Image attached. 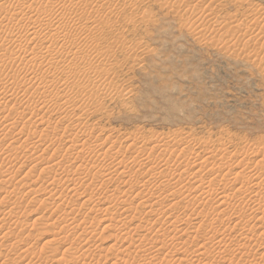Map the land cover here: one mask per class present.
Masks as SVG:
<instances>
[{"label": "rangeland", "instance_id": "rangeland-1", "mask_svg": "<svg viewBox=\"0 0 264 264\" xmlns=\"http://www.w3.org/2000/svg\"><path fill=\"white\" fill-rule=\"evenodd\" d=\"M65 1L66 3H68L70 0ZM88 1V3H91L90 0ZM103 5L105 6L99 9L95 8L94 10L90 11H87L86 9V12L85 9L81 10L82 8H78L79 11H75L77 16H72L75 17V19L80 18V21L81 17H83L84 19V23L81 21V24H84L83 26L86 28L87 38L89 37V39H85L82 42H86L87 44L84 43L86 44V46L89 44L88 47H95L96 50H98L99 48L98 53L102 51L101 53H99L101 58L98 56V58L96 59V54L88 58V62H91L92 64L95 63L94 66H99V69L97 68L94 71V73L98 71L97 75L99 77H96V74L90 72V74L86 77L87 80L89 78V80L87 81L86 79H82L81 75L83 74V72L81 70H78L81 72L75 71L73 73V76L70 74H68V76L67 73H60L61 70L59 72L53 71V73L51 70V72H42V75L39 74L40 77L38 76L39 80L37 79L36 84H34L35 82H31L30 85L32 87H36L38 86V84L44 85L45 83H48V85H50L51 83L52 88L53 86L56 87L53 93L55 97L47 94L46 97L45 95L42 97L38 95L41 99H39L37 96H35V98L37 97L36 99H29L30 102L28 106L31 107L32 105L31 108H34L36 106L42 108V102L45 101V109L38 112L39 114L36 113L39 116L37 118L39 121H36L34 123L32 121L31 124H28L29 122H27V119L30 118L28 114L25 116L27 119L25 117L19 118L16 116L15 119L19 122L17 121L18 124L15 126V128H12L9 126L3 127L4 122H2V120L0 119L2 122L0 123V223H2L0 224V264H80V262L82 264H88L89 262V264H127V262L123 259V257H125L123 255H126L127 251L128 253L130 252L131 255L133 254V252H136L137 250H135V248L138 246L137 240H139L138 235L143 234L146 229L151 228L152 229L150 231L152 232H150V239L153 237L154 240L157 239L159 241L155 242V244H158H156V249L153 248V252L155 251L153 253V256L149 254L151 252H149L147 255V253L144 254L140 251H137L135 254H133L136 257L137 262H133V259L129 261L131 262L129 264H143V260H140L143 259V257H152L151 259L149 258L151 260L150 264H176L177 262L175 260L178 258L182 260V264H196L198 263L196 259L199 260V264H264V229H262L264 228V190H262L264 189V164H262L264 163V51L259 52L261 50L260 47L262 45L264 46V39L257 45L248 43L245 36L248 30L254 26L253 24H255V26L251 29L252 31H249H255V33L264 35V29H262L264 28V0H105L103 2ZM16 6V11L14 14H12V16H0V26L4 25L1 26L3 28H1L2 31L6 28L11 29L10 27H13L14 25L23 24L24 18L28 17V14H31V10L27 9L26 6L25 8L24 6L19 7L18 4ZM18 7L19 9L17 10ZM17 12L19 13L17 14ZM204 16H206V18ZM2 17L3 19L5 17V19L3 20ZM9 17H11L10 19L12 20H9ZM14 18H16V20ZM107 19L109 20L107 21ZM97 21L99 23H96ZM254 21H256L257 24L254 23ZM259 23L262 25H260ZM223 27L228 28L224 29ZM236 27L238 28L235 29ZM220 30H222L223 32ZM89 31L91 32L89 33ZM199 34H201L200 37L202 39L199 37ZM19 36L21 40L24 39L23 41H25L26 39H30V35L27 32H22ZM84 38L85 37H83V39ZM244 38L247 43L244 42ZM233 39H235V42H233ZM240 39H243L242 42L240 41L241 46L237 44L239 41H236ZM98 42L100 43V45L97 44ZM225 42H227L228 45ZM233 43L236 44L235 47V44L233 45ZM259 44L261 45L259 46ZM31 47L32 45H28L26 47L27 49H29V51L26 49L27 54H24V56L26 55V62H31L34 59V62L31 63L32 65L35 63H39L41 61L40 51L44 53L42 56H48L42 49H38V51L36 49V52H33L35 54L34 57L33 53L31 54ZM10 50L11 51H7L6 53L1 52L3 54H0V56H5L7 60L11 57L14 58V56H20L21 52H19L20 50L18 51L17 48L11 47ZM57 50L58 49L56 47V51ZM256 51H258L259 55L257 54V57H251L250 54L253 53L254 55ZM53 52L55 51L53 50ZM11 54L15 55L12 56ZM21 55V57L23 58V53H21ZM76 55L77 58L80 56L78 59H84L83 57H86L84 56L85 52L83 53L79 51ZM5 58L3 57V60ZM87 63L83 64L84 67L81 65L80 68H85L84 70L88 69L89 64ZM60 66L58 67L60 68ZM108 72L110 74H108ZM21 76H24L23 73H21ZM20 80H14L16 82H14V86L18 85V82H20ZM54 80L56 81V83H53L55 82ZM84 80H86L87 82ZM98 80L103 82L99 83L97 82ZM66 81H68V83H64ZM62 82L64 83V85H62ZM92 82H94V84ZM65 85H67L68 87H64ZM110 85L112 86L110 87ZM79 90L82 92H80ZM57 93L59 94L60 98L56 97ZM90 98H93L92 101ZM38 101H41L40 104ZM10 105L12 106L13 103H11ZM17 107V112L19 114H22L25 108L22 107L21 110L19 104ZM66 109H70V113H72V109L75 110L76 118H73L71 114L70 118L69 116L64 118L65 115L63 114V111ZM48 111L50 113H48ZM61 113L63 117H61L62 115L60 116ZM41 115L44 117V121L40 120V117H42ZM4 117H7V114L3 109H0V118L3 119ZM74 121L75 123H73ZM71 125H74L73 128ZM67 130H69L71 133ZM66 131L71 135H67ZM18 132H20L19 135H21V132H24V135L31 134L33 138L37 137L36 139H38V137H40L41 135H44L45 139H42L46 141L41 144L42 147L40 148V151L33 148H29V150L28 148L26 149L25 147L21 146V142L23 144L24 139L23 141L21 140L20 143H16L11 146V144L9 143H11L14 138L20 137L17 134ZM6 136L7 139L10 138V140H5ZM70 136H72L75 141L78 140L79 145L80 140H90V143L92 142V147L89 146L87 148L88 150L85 149L84 151L79 150V152H76L79 155H75V153H72L71 156H68L69 154L66 155L64 147L66 145L65 141H68ZM76 137L78 139H76ZM183 140H190L187 149L189 151L191 149V153L193 155L188 150V153H190L188 154L189 156L186 155L187 152L185 155L191 160L189 158H186L185 156H182V160L180 162V160L177 161L175 157L176 154L174 153H169L170 156H172L171 158L169 157V154H166V156H168L166 157L164 154L157 151V154H152L154 158L152 157V155H150L149 159L151 160L153 158V161L149 160L147 162V167L155 166L157 161H164L165 159L166 163L170 162L169 165L174 163L171 166L174 167L176 165L178 173L182 174L180 178L178 177L176 179L177 182L175 181V183H179L178 185H180L181 183L180 187H182L181 189L184 192L179 189V186H175L174 181H168L167 179L162 178L161 181L158 177L155 178L156 182L155 180L153 181L157 187L152 183L143 185L142 179L145 178H143L142 176H139L138 179L135 178V181L132 180V186L134 187H129L128 185H130V182H126L127 179L129 181V178L127 176L125 178L121 171L117 172L118 174H116V172H113V170H109V172H113H111L112 174L115 173L113 182L111 181L112 183H108L107 179L105 180V178L103 177L104 175H102L103 167H106L108 169L109 166H113V163H115V161L119 162V160L121 161L122 158H124L123 160H125V163L130 164L131 159L133 160L132 157L135 155V151H133L134 149L130 147V144H132L133 142H136L135 145H138L137 147L143 145H147V147H156L157 145L159 147L161 146L160 144H169L170 147H174L176 144L180 145V143V146L182 147ZM111 142L116 144V148L118 147L117 149L115 148V150H113L112 152L113 154L116 152V154H114L115 156L111 155V152L108 151V145ZM55 150L58 152L57 156H61V160L63 159L65 164L67 163L64 166V162L61 161L60 158H58L59 161L58 159L54 160V163L55 161L62 163L60 164L61 168H59L58 166L59 163L57 165H55L56 163L53 164L52 159H55L53 157V152H55ZM159 150L161 151V149ZM80 151L83 152V155ZM211 151L214 153H211ZM97 152L102 155L101 157H98L99 159L95 158V155H99ZM2 153L4 156L2 155ZM63 153L64 155H62ZM218 153L219 155L217 156ZM31 154L34 155V157H31ZM37 155H40L41 158H38L39 156ZM73 155L74 158H72ZM190 155H192V158ZM207 155H212L210 165L207 167L208 171L209 168H211V170L210 172H207L206 169H203L207 173L203 172V170H199L198 173L202 174L199 175L196 173L199 166L193 164H202L203 159ZM241 155L244 158L240 157ZM215 156L217 158H215ZM200 157L201 159H199ZM15 158L18 159V161H15ZM67 158L68 160H70V162L66 160ZM160 158L164 160H160ZM222 158L224 159V161ZM7 159L11 160L9 161L10 164L8 163ZM74 159V163L76 164L77 162V167L80 166L82 168L84 166L86 167V162L88 163L89 161V163L91 162V164L94 162L96 166L93 163V173L100 172L101 174L98 180L96 178H93L90 182L87 183L88 179L86 180L85 177L87 173L82 174V178V176L79 174L82 173V171L74 172L76 168L70 165L73 163ZM91 159L95 160L91 161ZM3 160L7 161L9 167L7 166V163V165L4 164L5 162ZM155 160L157 161L155 162ZM185 160L186 162H184ZM187 160H190L191 162H188ZM214 161L216 164L215 166H213ZM218 161H220L221 164ZM260 161L262 162L260 163ZM183 162L184 164H181ZM89 163L87 165H89ZM226 163L228 166H224V168L223 165H226ZM185 164L189 166L190 164H192V170L191 168L190 170L188 169L189 166L188 168H185ZM234 164L235 166H233ZM238 164L240 168H238ZM261 164L263 167H260ZM48 165H51L53 167L49 168ZM68 165H70L72 168H67ZM62 166L65 168H63ZM230 166L234 168L233 173L235 172L232 175L229 174L228 171ZM99 167H102V170H100ZM44 168V171H47L41 172ZM48 168L52 170H49ZM65 169H67L68 171ZM187 169L189 170L188 172ZM214 171L217 174H214ZM186 172L187 175L190 174L188 177L185 176ZM236 173H243L242 178L236 180ZM26 174L28 176L30 174L29 178ZM58 175L60 178H58ZM203 175H206V179L202 177ZM223 175H225V177ZM194 176L197 179H204L202 181H205V183L206 181H208L206 184H209L211 191L208 193L209 195L207 196V199L204 196H200V198L202 197V200L199 199L198 203L197 199L199 198L198 196L200 195V193L195 191L196 185L194 184L196 183L195 179L193 178ZM256 176L260 180H256ZM69 177L70 179H68ZM219 177H221V183L218 180ZM71 178L75 180H72ZM79 178H82V180H86V182H83V185H88H84L81 187L82 182H78ZM226 178L229 179L227 180ZM67 179L71 182H78L75 183L77 184L75 185V190H77L80 195L83 194L82 196L79 195L78 197H76L73 192L68 191L69 188H67V191L70 193L65 190ZM53 180H55L56 182H54ZM163 180L166 182H164ZM251 181L252 183H255L252 184ZM51 182H54L51 184L53 188L52 186H49ZM60 182H64L65 185ZM227 182L229 183V185H227ZM17 183H19L20 185ZM125 183H127L128 185H126ZM157 183L160 184L158 185ZM167 183L168 186L165 185ZM216 184L217 186L219 184V187H216ZM251 184H257V186H252ZM260 184H263V186ZM259 185L260 187H258ZM193 186L194 189L192 188ZM225 187L226 189H224ZM48 188L51 189V191ZM159 188L161 189V191H159ZM174 188L175 190L172 192ZM187 188H190V191ZM47 189L49 190V192ZM191 189H193V191ZM53 190H58V192H55ZM158 191L161 193H159ZM212 191L213 193L214 191H217V194L223 192L222 194L224 196L226 195L230 197L229 204H232L228 207V209L218 210L217 202H215L216 198L214 197L216 193L213 194ZM53 192L58 193L56 194L58 197L63 196L64 198L62 200H60L61 198H57L56 200V198L54 197L50 199V196L57 197ZM186 192L189 195L183 194ZM256 192L258 193V195L256 194ZM155 193L157 194V196H160L158 197L162 202L157 199L154 204H151V209L146 211L143 208L142 210V207H140V203L141 201H143L144 197L146 199V197L155 195ZM162 193H166V195ZM180 193L185 196H181ZM66 194L68 195L67 197L64 196ZM171 194H175L178 197L176 196L173 198ZM191 194L194 196H192ZM4 195L7 197L9 195V197H6V199H4ZM107 195L110 196L107 197ZM164 195L166 198L164 197ZM87 197L89 199H92V201L88 200V203ZM101 197L105 198V200H103ZM191 197L194 200L190 199ZM210 198L213 201L208 203L209 201H211L209 200ZM111 200H113V202ZM121 200L126 201L125 204L127 203V206L123 204L124 202L122 201V203ZM188 200H191V202ZM100 201L102 203L103 201H107L108 204L105 203V206L107 207H104L103 204H97ZM201 201L205 205L202 204ZM45 202H47L48 204H46ZM172 202H176V204L174 203V207H172ZM128 204H133L134 207L136 205L139 206L135 207L136 209L132 207L131 210L128 208ZM187 205L192 208L191 211L190 208L187 209ZM58 206H61L62 212L58 209V211L56 210ZM210 206H213L212 208L216 211L218 210V212H210L209 210H213ZM112 207L116 210L118 209V212L119 210L124 211L126 208H128L129 211L131 210L135 212L128 211L127 214L124 213L123 215H113L112 213L109 215L99 214V220H96L91 224L88 223V228L82 229L79 227L78 230L70 231V233L68 232V234H70L69 238L73 239V241L76 238L80 240H88L89 238H91V245L95 244L98 248L95 247V250H93V254H91V256L85 255L84 257L83 255H80V258H76L77 260L75 259L74 261H71L73 260L72 257L67 254L63 256L62 260H58L62 258L63 251L66 250V248L70 247V244L68 243L63 244L61 241H57L58 238L65 236L61 232V228L64 227V225H66L67 223H69L68 225L72 224L73 220L75 221L73 223L74 225L72 224L73 226H76L77 223L79 225L80 222L83 221L82 219L85 218L84 215L87 216V213H93L94 210L98 211L101 208V210L109 208L113 209ZM261 207L263 209V213H260L259 211L258 213L253 212V210L261 209ZM4 210L5 213L7 212L8 215L10 214L9 216L7 215L8 217H4L6 216ZM65 210L66 212L68 211L67 215H65L66 213H64ZM138 211H141V214L137 213ZM142 211H144V213ZM209 212L211 215L209 214L208 217L206 214H208ZM62 213L64 214V217L62 216ZM250 214L261 215L258 216L259 219L254 220L253 222V216H251ZM126 215H128V220H126ZM194 215H196V217ZM2 216L3 219H6L3 220ZM66 216L69 218H67ZM82 216H84V218H82ZM160 216H162V219ZM261 216L263 217L262 223L260 221ZM129 219L132 220V224L128 222ZM187 219L190 220L188 221ZM214 219H216L215 223L212 221ZM248 219L250 221H248ZM174 220L177 223L173 225ZM245 220L247 222H245ZM211 221L212 223H214L212 228ZM123 222L127 225H131L130 228L132 229L138 228L136 229L137 232H134L137 234H134V236H132V238L129 240L125 239V237H122V235L118 231L121 225L124 228ZM245 223L247 224L245 225ZM216 224L219 226H217ZM252 224L255 226L254 228ZM108 225H111V227H107ZM115 226L117 227V229L115 228ZM142 227L147 228L143 229ZM251 228L253 229L251 230ZM160 229L163 230L161 231ZM179 229L181 230L179 231ZM249 229L251 231H248ZM219 230H221V232H218ZM153 232L158 234L155 235V233ZM57 233L59 234L57 235ZM217 233L219 234V236ZM224 233L228 234L227 236L231 234V236L228 237L229 240L228 238H225L227 236L224 235ZM16 235L18 238L16 237ZM173 236H176L178 238H174ZM222 236H224V239ZM218 237L222 239L221 240L219 238L221 242L218 240ZM119 238H121L122 240H120ZM176 239L178 241H176ZM197 239H199V241ZM215 241H219L220 244H214ZM129 243H134V245L130 247ZM182 247H185L186 249ZM26 249H29L30 251L27 252V255H25V251H27ZM117 250L118 252L120 251L119 254L117 253ZM122 251H124V254L121 255ZM220 251H223L225 255L223 252H221L223 254H220ZM32 253L34 254L32 255ZM184 254L186 256H184ZM217 254L222 255V258H228L221 262V260L218 259ZM77 256L79 255L74 256V258ZM40 257H42V260ZM172 257H174L175 260H173ZM137 258L140 259L137 260ZM182 258H184V260ZM185 260L187 261L185 262ZM173 261L176 263H174ZM214 261L217 262L215 263ZM147 262L149 261H146V263Z\"/></svg>", "mask_w": 264, "mask_h": 264}, {"label": "bare ground", "instance_id": "bare-ground-1", "mask_svg": "<svg viewBox=\"0 0 264 264\" xmlns=\"http://www.w3.org/2000/svg\"><path fill=\"white\" fill-rule=\"evenodd\" d=\"M4 0H0V3L1 2H3ZM69 1V0H68ZM67 1V2H68ZM91 1V3H88L89 1L87 0H70L68 3H66V1L65 0H6V1H4L3 3H1L0 4V16L1 15H5V16H8V15H11L12 16V14H14L15 13V11H16V8L15 7H17L16 5L18 4L19 5V7L20 6H24V8H25V6H26V8L27 9H30L31 10V14H28L29 16L28 17H26V18H24V20H23V24H21V25H14L13 27H10L11 29H8V28H6L5 30H1V26H4V25H1L0 26V54H3V53H1V52H4V53H6L7 51H11L10 50V48L11 47H15V48H17L18 49V51L19 52H21V53H23V58L21 57L22 55H21V53H20V56H14V55H12V56H14V58L13 57H11L10 59L8 58V60L5 58V56H3L5 59L3 60V57L2 56H0V109H3L4 110V112L7 114V117H4L3 119L2 118H0L1 120H2V122H4V126L3 127H6V126H9V127H12V128H15V126L18 124V120H16L15 118H16V116L17 117H22V118H24L27 114L30 116V118H26L27 119V122H29L28 124H31L32 123V121H33V123L34 122H36V121H39L37 118L39 117L37 114H39L38 112H40V111H43L44 109H45V107H46V105H44V103H45V101L44 102H42L43 104V107L42 108H40V107H34V108H31L32 107V105H31V107H29L28 105H29V102H30V100L29 99H31L32 98V100H33V98H35V96H37L38 98H39V96H44L45 95V97H46V95L47 94H50V95H52L53 97H55L54 96V91H55V87L56 86H53V88H52V86H51V83H50V85H48V83L46 84H38V86H34V87H32L31 85H30V83L31 82H35L34 84H36V82H37V79H38V76H39V74H41L42 75V72H49L50 70L52 71V73H53V71L55 72H59L60 70V73H63V74H65V73H67V75L68 74H70V75H72L73 76V73L75 72V71H78V70H81L82 72H83V74L81 75L82 76V79H86L87 80V76L90 74V72L91 73H93V74H96L97 75V73H98V71L96 72V73H94V71L98 68L99 69V66H94V64H92L91 62H88V58H90L91 56H93V55H95L96 57V59L98 58V56L100 57V54L99 53H101V52H99L98 53V50H99V48H98V50H96V48L95 47H88V45L86 46V42H84V43H86V44H84L82 41L83 40H87V39H89V37L87 38V33H86V28L81 24V21L83 22V17H81V21H80V18H78V19H75V17H72V16H77L76 15V10H78V8H82L81 10H83V9H85V12H86V9H87V11L89 10H94L95 8H102V7H104L106 4H107V2H106V4L105 5H103V2L105 1V0H90ZM109 3V2H108ZM205 3V2H204ZM213 4V3H212ZM19 7L17 8V10L19 9ZM22 8V7H21ZM20 8V9H21ZM209 8V7H208ZM26 9V10H27ZM196 9V8H195ZM23 10V9H22ZM29 10V11H30ZM202 10V9H201ZM79 11V10H78ZM97 11V10H96ZM189 11V10H188ZM24 12V11H23ZM84 12V13H85ZM19 12H17V14H18ZM22 13V12H21ZM27 13V12H26ZM26 13H24V14H26ZM29 13V12H28ZM95 13H97V12H95ZM258 13V12H257ZM61 14H62V16H61ZM82 14V13H81ZM201 14V13H200ZM84 15V14H83ZM112 15V14H111ZM25 16V15H24ZM23 16V17H24ZM210 16V15H209ZM101 17V16H100ZM205 18H206V16H204ZM1 18V17H0ZM11 17H9V20H12V19H10ZM17 18V17H16ZM16 18H14L15 20H16ZM19 18V17H18ZM260 18V17H259ZM2 19H3V17H2ZM4 19H5V17H4ZM3 19V20H4ZM22 19V18H21ZM100 19V18H99ZM104 19V18H103ZM188 19V18H187ZM194 19V18H193ZM198 19V18H197ZM210 19V18H209ZM95 20V19H94ZM109 19H107V21H108ZM200 20V19H199ZM208 20V19H207ZM14 21V20H13ZM132 21V20H131ZM2 22V21H1ZM9 22V21H8ZM133 22V21H132ZM199 22V21H198ZM226 22V21H225ZM84 23V22H83ZM96 23H99L98 21L96 22ZM102 23V22H101ZM201 23V22H200ZM217 23V22H216ZM224 23V22H223ZM222 23V24H223ZM227 23V22H226ZM232 23V22H231ZM254 23H256V21H254ZM1 24V23H0ZM16 24V23H15ZM109 24V23H108ZM257 24V23H256ZM260 24V23H259ZM101 25V24H100ZM136 25V24H135ZM230 25V24H229ZM235 25H236V23H235ZM247 25V24H246ZM254 26H255V24H253ZM260 25H262V24H260ZM9 26V25H8ZM10 26H11V24H10ZM218 26V25H217ZM248 26V25H247ZM253 26V27H254ZM7 27V26H6ZM200 27V26H199ZM224 27H225V25H224ZM223 27V28H224ZM239 27V26H238ZM238 27H236L235 29H237ZM252 27V28H253ZM259 27V26H258ZM263 27H264V25H263ZM110 28V27H109ZM196 28V27H195ZM222 28V29H223ZM226 28H228V27H226ZM226 28H224V29H226ZM240 28V27H239ZM250 28V27H249ZM252 28H250L249 30H251ZM255 28H257V27H255ZM3 29V28H2ZM95 29V28H94ZM197 29V28H196ZM215 29H217V28H215ZM219 29H221V28H219ZM223 29V30H224ZM234 29V28H233ZM248 29V28H247ZM262 29H264V28H262ZM90 30V29H89ZM96 30V29H95ZM209 30V29H208ZM248 30V32L246 33V39H247V42L248 43H251V44H257L258 45V43L261 41L262 42V40L264 39V35L263 34H259V33H255V31H253V32H251V31H249ZM260 30V29H259ZM259 30H258V32H259ZM87 31H88V29H87ZM93 31V30H92ZM196 31V30H195ZM200 31V30H199ZM220 31H222V30H220ZM22 32H27V33H29V35H30V39H26L25 41H23V40H21L20 39V36L19 35H21V33ZM91 31H89V33H90ZM94 32V31H93ZM92 32V33H93ZM202 32V31H201ZM223 32V31H222ZM250 32V33H249ZM257 32V31H256ZM264 32V31H263ZM262 32V33H263ZM193 33V32H192ZM261 33V32H260ZM24 34V33H23ZM208 34V33H207ZM27 35V34H26ZM93 35V34H92ZM98 35V34H97ZM200 35L201 34H199V37H200ZM224 36V35H223ZM244 36V37H245ZM25 37V36H24ZM83 37H85L84 39H83ZM100 37V36H99ZM242 37V36H241ZM107 38V37H106ZM201 38V37H200ZM227 38V37H226ZM231 38V37H230ZM239 38V37H238ZM237 38V39H238ZM97 39V38H96ZM202 39V38H201ZM200 39V40H201ZM94 40V39H93ZM235 39H233V42H235L234 41ZM244 40H245V38H244ZM37 41V42H36ZM105 41V40H104ZM221 41V40H220ZM237 42V44H239V46H241V42L243 41V39L241 40H236ZM241 41V42H240ZM91 42V41H90ZM229 42V41H228ZM244 42H246V40L244 41ZM243 42V43H244ZM246 42V43H247ZM24 43V44H23ZM114 43V42H113ZM226 44H227V42H225ZM224 43V44H225ZM97 44H99L100 45V43L98 42ZM223 44V43H222ZM235 43H233V45H234ZM28 45H32V47H31V54L33 53V52H36L35 50L37 49V51H38V49H42L43 51H45V54L46 55H48V56H42L44 53L42 52V51H40L41 52V61L39 62V63H35V64H31L32 62H34V59L31 61V62H26V60H25V56H24V54L26 53L27 54V50L29 51V49H27L26 47L28 46ZM94 45V44H93ZM96 45V44H95ZM228 45V44H227ZM231 45V44H230ZM261 44H259V46H260ZM10 46V47H9ZM58 46H59V48H58ZM236 46V44L234 45V47ZM9 47V48H8ZM30 47V46H29ZM56 47H57V51H56ZM110 48V47H109ZM120 48V47H119ZM258 48V47H257ZM261 50L259 51V52H262V51H264V46L262 45L261 47ZM7 49H9V50H7ZM27 49V50H26ZM53 50L55 51V52H53ZM86 50V51H85ZM236 50V49H235ZM13 51V50H12ZM15 51V50H14ZM74 51H76V52H74ZM85 52V55L84 56H86V57H83L84 59H78L77 58V55L76 54H78V52ZM107 51V50H106ZM114 51V50H113ZM112 51V52H113ZM258 51H256L255 53H254V55H253V53H251L250 55H251V57H257L258 55H259V53H258ZM253 52V51H252ZM11 53V52H10ZM29 53V52H28ZM105 53V52H104ZM249 53V52H248ZM9 54V53H8ZM30 54V53H29ZM37 54H38V52H37ZM103 54V53H102ZM106 54V53H105ZM258 54V55H257ZM19 55V54H18ZM35 54L33 53V56H34ZM81 55V54H80ZM8 56V55H7ZM38 56H40V55H38ZM106 56V55H105ZM104 56V57H105ZM248 56V55H247ZM1 57H2V59H1ZM21 57V58H20ZM32 57V56H31ZM35 57V56H34ZM262 57V56H261ZM82 58V57H81ZM101 58V57H100ZM99 58V59H100ZM103 58V57H102ZM106 58V57H105ZM247 58V57H246ZM27 59V58H26ZM37 59V58H36ZM107 60V59H106ZM109 60V59H108ZM105 61V60H104ZM88 62V63H87ZM85 63H87V64H89V68L88 69H86V70H84L85 68H80V66L82 65L83 66V64H85ZM101 64V63H100ZM105 64V63H104ZM109 64V63H108ZM61 65V66H60ZM107 65V64H106ZM58 66H60V68L58 67ZM111 66V65H110ZM84 67V66H83ZM114 68V67H113ZM105 69V68H104ZM112 70V69H111ZM50 71V72H51ZM81 71H78V72H81ZM8 72V73H7ZM77 72V73H78ZM111 72V71H110ZM21 73H23V77L21 76ZM113 73V72H112ZM51 74V73H50ZM79 74V73H78ZM108 74H110L109 72H108ZM107 74V75H108ZM45 75H46V73H45ZM44 75V76H45ZM53 75V74H52ZM50 76V75H49ZM54 76V75H53ZM58 76V75H57ZM69 76V75H68ZM67 76V77H68ZM110 76V75H109ZM40 77V76H39ZM48 77V76H47ZM61 77V76H60ZM96 77H99L98 75L96 76ZM107 77V76H106ZM43 78V77H42ZM46 78V77H45ZM58 78V77H57ZM56 78V79H57ZM110 78V77H109ZM21 79V80H20ZM98 79V78H97ZM14 80H20V82H18L17 84L18 85H16V86H14L15 85V81ZM39 80V79H38ZM61 80V79H60ZM86 80H84V81H86ZM88 80H89V78H88ZM87 80V81H88ZM96 80V79H95ZM55 81V80H54ZM83 81V82H84ZM86 81V82H87ZM15 82V83H14ZM42 82V81H41ZM41 82H38V83H41ZM53 82V81H52ZM71 82V81H70ZM97 82H99V83H101V82H103V81H100V80H98ZM53 83H56V81L55 82H53ZM52 83V84H53ZM64 83H68V81H66V82H64ZM64 83L62 82V85H64ZM93 84H94V82H92ZM105 83V82H104ZM108 83V82H107ZM58 84V83H57ZM82 84V83H81ZM87 84V83H86ZM54 85V84H53ZM60 85V84H59ZM61 85V86H62ZM68 85V84H67ZM67 85H65L64 87H68ZM97 85H98V83H97ZM96 85V86H97ZM104 85V84H103ZM107 85V84H106ZM78 86V85H77ZM102 86V85H101ZM112 85H110V87H111ZM59 87V86H58ZM58 87H57V89H58ZM83 87H85V86H83ZM94 87V86H93ZM92 87V88H93ZM103 87V86H102ZM105 87V86H104ZM89 88H90V86H89ZM95 88V87H94ZM107 88V87H106ZM80 90H81V88H80ZM79 90V91H80ZM85 90V89H84ZM104 90V89H103ZM110 91V90H109ZM32 92V93H31ZM80 92H82V91H80ZM31 93V94H30ZM56 94V93H55ZM94 94V93H93ZM104 94V93H103ZM39 95V96H38ZM49 95V96H50ZM83 95V94H82ZM36 97V98H37ZM56 97H59V94L57 93V95H56ZM87 97V96H86ZM35 98V99H36ZM44 98V97H43ZM60 98V97H59ZM58 98V99H59ZM96 98V97H95ZM39 99H41V98H39ZM56 99V98H55ZM86 99V98H85ZM89 99V98H88ZM91 99V98H90ZM93 99V98H92ZM92 99H91V101H92ZM43 100V99H42ZM39 102V101H38ZM41 102V101H40ZM40 102H39V104H40ZM11 103H13V105L11 106L10 104ZM33 103V102H32ZM18 104L20 105V109L22 110V107H24L25 108V110L23 111V113L22 114H19L17 111H18ZM41 105V106H42ZM27 106V107H26ZM39 106V105H38ZM48 108V107H47ZM50 108V107H49ZM75 108V107H74ZM73 108V109H74ZM71 109V108H70ZM69 109V110H70ZM72 109V113H70L69 112V110L68 109H66V110H64L63 111V114L65 115V117L64 118H66V117H68L69 116V118H70V114H71V116L73 117V118H76V114H75V110H73ZM48 110V109H47ZM45 112V111H44ZM43 112V113H44ZM47 112V111H46ZM61 112V111H60ZM37 113V114H36ZM48 113H50L49 111H48ZM62 115V113L60 114V116ZM42 116V115H41ZM3 117V116H2ZM28 117V116H27ZM46 117V116H45ZM61 117H63V115L61 116ZM73 118H72V120H73ZM37 119V120H36ZM1 120H0V123H2L1 122ZM40 120H43L44 121V117L42 116V117H40ZM18 121V122H17ZM21 121V120H20ZM71 121V120H70ZM22 122V121H21ZM41 122V121H40ZM59 122H61V121H59ZM38 123V122H37ZM43 123V122H42ZM46 123V122H45ZM73 123H75V121L73 122ZM72 126V125H71ZM74 126V125H73ZM73 126H72V128H73ZM79 127V126H78ZM58 128V127H57ZM22 129V128H21ZM20 129V130H21ZM71 130V129H70ZM25 131V130H24ZM67 131H69V130H67ZM66 131V132H67ZM36 132V131H35ZM65 132V131H64ZM70 132V131H69ZM19 133L20 132H18L17 134L19 135ZM24 132H21V135H19L20 137L19 138H14L13 139V141L11 142V143H9V144H11V146L12 145H14V144H16V143H20V141L22 140L23 141V139H24V141H23V144H22V142H21V146H23V147H25L26 149L28 148H33V149H35V150H39L40 151V148L42 147L41 146V144H43L45 141H44V135L42 136H40V137H38V139H36L37 137H34L35 139H36V141H35V139L31 136V134L30 135H24L23 134ZM34 133V132H33ZM32 133V134H33ZM71 133V132H70ZM67 135L69 134L68 132L66 133ZM37 135V134H36ZM66 135V136H67ZM69 135H71V134H69ZM25 136H26V139H25ZM35 136V135H34ZM38 136V135H37ZM175 136V135H174ZM179 136V135H178ZM182 136V135H181ZM48 137V136H47ZM157 137V136H156ZM42 138H44V139H42ZM147 138V137H146ZM178 138V137H177ZM183 138V137H182ZM188 138V137H187ZM7 139V136H6V138H5V140ZM9 140H10V138H8ZM7 139V140H8ZM12 139V138H11ZM49 139V138H48ZM76 139H78L77 137H76ZM106 139V138H105ZM130 139V138H129ZM153 139V138H152ZM132 140V139H131ZM134 140H135V138H134ZM154 140V139H153ZM171 140H173V139H171ZM2 141H3V139H2ZM112 141V140H111ZM151 141V140H150ZM190 141V140H189ZM189 141H186V140H183L182 141V147L180 146L181 145V143H180V145H175L174 147H170L169 146V144H167V145H162V144H160L161 146H157L156 145V147H147V145H143V146H140V147H137L136 145H135V143L133 144H130V147H132L134 150L133 151H135V155L132 157L133 158V160L131 159V161H130V164L128 163H125V160H123L124 158H122V160L120 161L119 160V162H117V161H115V163H113V166L112 167H110L109 166V168L107 169L106 167H99L100 168V170H102L103 172V174L102 175H104L103 177L105 178V180L107 179V182L109 183V182H113V177H114V174H112L113 172H116V174H118L117 172H119V171H121L122 172V174L124 175V177L126 178V176L129 178V181H128V179L126 180V182H130L129 184L130 185H128L127 183H125L126 185H128L129 187H134V186H132V180H134L135 178L136 179H138V177L139 176H142L143 178H145V179H142L143 180V185L144 184H147V183H152V184H154V180H155V178L156 177H158L160 180H161V178L162 179H167L168 181H174V184H175V186H179L180 187V185H181V183H180V185H178L177 183H175V181L177 182V178L179 177H181V175L182 174H180V173H178V170H177V168H176V165L174 166V167H172L171 165L172 164H174V163H172L171 165H169V163H166V159H165V156H166V154H169L170 152L171 153H174V154H176L175 155V157H176V159H177V161L178 160H180V162H181V157L182 156H185L186 157V155H188V154H190L191 153V149H190V151L187 149V146H188V143H189ZM10 142V141H9ZM66 142V145H65V147H64V151H65V153H66V155L67 154H69L68 156H71L72 155V153L74 154L75 153V155H79L78 153H76V152H79V150H82V151H84L85 149H87L89 146H91V144H92V142L90 143V140L88 141V140H80L79 142H80V145H79V143H78V140L77 141H75V139L72 137V136H70L69 137V140L68 141H65ZM119 142V141H118ZM123 142V141H122ZM121 142V143H122ZM140 142V141H139ZM147 142V141H146ZM157 142H159V141H157ZM164 142V141H163ZM175 142V141H174ZM179 142V141H178ZM194 142V141H193ZM192 142V143H193ZM94 143V142H93ZM104 143V142H103ZM191 143V142H190ZM96 144V143H95ZM106 144H107V142H106ZM127 144V143H126ZM125 144V145H126ZM138 144V143H137ZM224 144V143H223ZM97 145V144H96ZM119 145V144H118ZM159 145V144H158ZM18 146V145H17ZM20 146V145H19ZM48 146V145H47ZM62 146V145H61ZM101 146V145H100ZM99 146V147H100ZM22 147V148H23ZM92 147V146H91ZM123 147V146H122ZM19 148H21V147H19ZM51 148V147H50ZM52 148H53V146H52ZM115 148H116V144L115 143H109V145H108V151L109 152H111V155H114V154H116V152L113 154L112 152H113V150H115ZM118 148V147H117ZM116 148V149H117ZM3 149V148H2ZM13 149V148H12ZM24 149V148H23ZM29 149V150H30ZM49 149V148H48ZM122 149H124V148H122ZM159 149H161V151L159 150ZM215 149V148H214ZM219 149V148H218ZM223 149V148H222ZM25 150V149H24ZM88 150V149H87ZM190 152V153H188V151ZM192 150H193V148H192ZM209 150V149H208ZM26 151H28V150H26ZM33 151V150H32ZM63 151V152H64ZM123 151V150H122ZM125 151H126V149H125ZM128 151V150H127ZM157 151H159V152H161L162 154H164L165 156H164V159H161L160 158V160H164V161H157V160H155V162H156V164H155V166H151V167H147V162L150 160L149 159V157H150V155H154ZM217 151V150H216ZM2 152V151H1ZM15 152V151H14ZM53 152V151H52ZM60 152V151H59ZM81 152V151H80ZM124 152V151H123ZM123 152H122V154H123ZM186 152H187V154H186ZM221 152V151H220ZM219 152V153H220ZM225 152V151H224ZM20 153V152H19ZM31 153V152H30ZM46 153V152H45ZM48 153V152H47ZM57 151L55 150V152H53V157L55 158V159H52L53 160V164H55V165H57L59 162H56L55 161V163H54V160H57L58 158H60L59 157V155L57 156ZM62 153V152H61ZM82 153V155H83V152H81ZM80 153V154H81ZM88 153V152H87ZM98 153V152H97ZM96 153V154H97ZM120 153V152H119ZM160 153V154H161ZM194 153V152H193ZM206 153V152H205ZM208 153V152H207ZM211 153H214V152H212L211 151ZM219 153L217 154V156L219 155ZM223 153V152H222ZM264 153V152H263ZM262 153V154H263ZM36 154V153H35ZM89 154H91V153H89ZM99 155H95L94 157L95 158H98V157H101L102 155H100V153H98ZM104 154V153H103ZM109 154V153H108ZM107 154V155H108ZM121 154V155H122ZM157 154V153H156ZM186 154V155H185ZM192 154V153H191ZM195 154H196V152H195ZM199 154V153H198ZM209 154H210V152H209ZM216 154V153H215ZM257 154V153H256ZM2 155H3V153H2ZM11 155V154H10ZM62 155H64V153L62 154ZM117 155H118V150H117ZM116 155V156H117ZM153 155H152V157H153ZM193 155V154H192ZM192 155H190L191 156V158H192ZM206 155V154H205ZM213 155V154H212ZM212 155L211 156H205V158L203 159V161H202V164H198V163H194L193 165H197V166H199L196 170H197V174H199V175H202V174H200V173H198V171L199 170H207V167L210 165V162H211V160H212ZM248 155V154H247ZM4 156V155H3ZM14 156V155H13ZM37 156H39L38 158H41L40 157V155H37ZM89 156V155H88ZM87 156V157H88ZM103 156H105V155H103ZM110 156V155H109ZM115 156V155H114ZM189 156V155H188ZM222 156V155H221ZM259 156H263V155H259ZM7 157V156H6ZM21 157V156H20ZM31 157H34V155H32L31 154ZM53 157H50V158H53ZM63 157V156H62ZM65 157V156H64ZM77 157V156H76ZM111 157V156H110ZM110 157H108V158H110ZM151 157V158H152ZM166 157H168V156H166ZM169 157H171L172 158V156H170V154H169ZM240 157H242V158H244L242 155L240 156ZM14 158V157H13ZM17 158V157H16ZM15 158V161L17 160L18 161V159H16ZM24 158V157H23ZM38 158H36V159H38ZM66 158V157H65ZM72 158H74V155L72 156ZM81 158V157H80ZM91 158H92V156H91ZM114 158V157H113ZM118 158V157H117ZM154 158V157H153ZM153 158L150 160V161H153ZM163 158V157H162ZM186 158H189V157H186ZM214 158V157H213ZM215 158H217L216 156H215ZM6 159V158H5ZM30 159V158H29ZM78 159H79V157H78ZM99 159V158H98ZM97 159V160H98ZM101 159V158H100ZM158 159V158H157ZM190 159V158H189ZM199 159H201V157L199 158ZM223 159V158H222ZM262 159V158H261ZM24 160V159H23ZM27 160V159H26ZM60 160H61V158H60ZM67 161H69L70 162V160H68V158L66 159ZM65 160V161H66ZM87 160H89V159H87ZM93 159H91V161H92ZM95 160V159H94ZM93 160V161H94ZM96 160V161H97ZM110 160V159H109ZM115 160V159H114ZM184 160V159H183ZM191 160V159H190ZM190 160H187L188 162H191ZM214 160V159H213ZM220 160V159H219ZM4 161V160H3ZM7 161H8V163H9V161H11L10 159H7ZM7 161H4L5 163L4 164H6L7 163ZM28 161V160H27ZM58 161H59V159H58ZM61 161H63L64 162V160L62 159ZM221 161V160H220ZM220 161H218V162H220ZM223 161H224V159H223ZM227 161V160H226ZM225 161V162H226ZM20 162V161H19ZM75 162V159L73 160V163ZM144 162H146V163H144ZM173 162V161H172ZM184 162H186V160L184 161ZM184 162L183 163H181V164H184ZM195 162V161H194ZM197 162H198V160H197ZM200 162V161H199ZM204 162V163H203ZM230 162V161H229ZM262 161H260V163H261ZM7 163V164H8ZM22 163H24V162H22ZM70 164L72 167H75L76 169H75V171L74 172H80V171H82V173H79L81 176H82V174H85V173H87L86 174V180H87V183L88 182H90L91 181V179H93V178H96L97 180H98V178L100 177V172L98 173V172H95V173H93V171H92V168L94 167L93 166V163L91 164V162L89 163V161H88V163H89V165H87L88 163L86 162L85 164H86V167L84 166L83 168L82 167H80V166H78L77 167V162H76V164L74 163V164ZM152 163V162H151ZM193 163V162H192ZM1 164V163H0ZM6 164V165H7ZM10 164V163H9ZM9 164L7 165L8 167H9ZM12 164V163H11ZM60 164H62V163H59V168H61L60 166ZM67 164V163H66ZM65 164V162H64V166L66 165ZM95 164V163H94ZM100 164V163H99ZM153 164H154V162H153ZM176 164V163H175ZM213 164V163H212ZM211 164V165H212ZM220 164H221V162H220ZM224 164V163H223ZM236 164V163H235ZM235 164L233 165V166H235ZM262 164H264V163H262ZM262 164H261V166L260 165H258V166H260V167H263L262 166ZM5 165V166H6ZM52 165V164H51ZM51 165H48L49 166V168L50 167H53V166H51ZM54 165V166H55ZM70 165H68L67 166V168H70L71 166ZM98 165V164H97ZM105 165V164H104ZM103 165V166H104ZM151 165V164H150ZM186 165V164H185ZM204 165H205V167H204ZM216 164H215V161H214V165L213 166H215ZM242 165V164H241ZM88 166V167H87ZM95 166H96V164H95ZM107 166V165H106ZM188 166L189 165H186L185 166V168H188ZM191 166V167H190ZM190 166H189V170H190V168H191V170H192V164H190ZM224 166H228L227 165V163H226V165H223V167ZM237 166H239V164L237 165ZM236 166V167H237ZM56 167V166H55ZM63 167V166H62ZM71 167V168H72ZM178 167H179V165H178ZM221 167V166H220ZM235 167V168H236ZM259 167V168H260ZM46 168V167H45ZM45 168L43 169V171H41V172H46V171H44L45 170ZM48 168V169H49ZM57 168V167H56ZM59 168H58V170H59ZM63 168H65V167H63ZM97 168V167H96ZM196 168V167H195ZM219 168V167H218ZM225 168V167H224ZM238 168H240V166L238 167ZM258 168V169H259ZM1 169V168H0ZM74 169V168H73ZM187 169V172L189 171ZM212 169H214V168H212ZM222 169V168H221ZM244 169V168H243ZM248 169V168H247ZM49 170H52V169H49ZM55 170V169H54ZM62 170V169H61ZM65 170H67V169H65ZM109 170H113V172L112 171H110L109 172ZM193 170H194V168H193ZM203 170V172H205V173H207V172H210V170H211V168H209V171L207 170V172L206 171H204ZM227 170V169H226ZM233 170H234V168H232L231 166H230V168H229V174H234L233 173ZM68 171V170H67ZM86 171V172H85ZM97 171V170H96ZM227 171V172H228ZM242 171V170H241ZM249 171V170H248ZM56 172V171H55ZM62 172V171H61ZM112 172V173H111ZM187 172H186V175L185 176H189L190 174H188L187 175ZM193 172V171H192ZM202 172V173H203ZM222 172H223V170H222ZM240 172V171H239ZM246 172V171H245ZM245 172H243V173H245ZM252 172V171H251ZM0 173H1V171H0ZM57 173V172H56ZM55 173V174H56ZM63 173V172H62ZM65 173V172H64ZM216 172L214 171V174H215ZM243 173L241 174V173H239V174H235L236 175V180H239V179H241L242 178V175H243ZM4 174V173H3ZM121 174V173H120ZM121 174V175H122ZM185 174V173H184ZM217 174V173H216ZM256 174V173H255ZM12 175V174H11ZM27 175V174H26ZM66 175V174H65ZM64 175V176H65ZM77 175V174H76ZM120 175V176H121ZM122 175V176H123ZM258 175V174H257ZM28 176V175H27ZM26 176V177H27ZM29 176H30V174H29ZM29 176H28V178H29ZM63 176V175H62ZM196 176H198V175H196ZM206 175H203L202 177L203 178H205L206 179V177H205ZM209 176V175H208ZM213 176V175H212ZM217 176V175H216ZM220 176V175H219ZM224 177H225V175H223ZM255 176V175H254ZM1 177V176H0ZM10 177V176H9ZM36 177V176H35ZM102 177V176H101ZM102 177V178H103ZM199 177H201V176H199ZM214 177H215V175H214ZM222 177V176H221ZM221 177H219V181H220V178ZM226 177H227V175H226ZM229 177V176H228ZM258 177H260V176H258ZM11 178H12V176H11ZM55 178V177H54ZM53 178V179H54ZM58 178H60L59 177V175H58ZM62 178V177H61ZM64 178V177H63ZM66 178H67V176H66ZM82 178H83V176H82ZM82 178L80 179H78V182L80 181V182H82L81 184V187L82 186H86V185H88V184H84L83 185V182H86V180L84 179V180H82ZM141 178V177H140ZM169 178V179H168ZM194 179H195V183L196 184H194V183H192V184H194V185H196V187H195V191H197V192H199L200 193V195L198 196L199 198L197 199V203H198V201H199V199H201L200 198V196H204L206 199H207V196L209 195L208 193L209 192H211L210 191V186H209V184H206L208 181H206V183H205V181L203 182L202 180H204V179H197L195 176L193 177ZM213 178V177H212ZM216 178H218V177H216ZM232 178V177H231ZM256 178H257V176H256ZM256 178H253V179H256ZM50 179V178H49ZM68 179H70V177L68 178ZM67 179V184H66V191H67V188H69V190L68 191H70V192H73L74 194H75V196L76 197H78L80 194L77 192V190H75V185H77V184H75V183H78V182H71V181H69ZM72 180H75V179H73V178H71ZM158 179V180H159ZM227 179V178H226ZM229 179V178H228ZM227 179V180H228ZM233 179V178H232ZM231 179V180H232ZM8 180V179H7ZM6 180V181H7ZM21 180V179H20ZM41 180V179H40ZM57 180V179H56ZM62 180V179H61ZM66 180V179H65ZM77 180V179H76ZM180 180H182V179H180ZM216 180V179H215ZM256 180H260V179H256ZM9 181V180H8ZM54 182H56L55 180H53ZM58 181H60V180H58ZM103 181V180H102ZM135 181V180H134ZM162 181V180H161ZM164 181V180H163ZM210 181H212V180H210ZM242 181V180H241ZM247 181V180H246ZM252 181H255V180H252ZM252 181H251V183H252ZM11 182V181H10ZM18 182V181H17ZM20 182H22V181H20ZM19 182V183H20ZM54 182H51L50 183V185L49 186H52L51 184L52 183H54ZM111 182V183H112ZM155 182H156V180H155ZM164 182H166V181H164ZM183 182V181H182ZM5 183V182H4ZM8 183V182H7ZM19 183H17V184H19ZM60 183H62V182H60ZM141 183V182H140ZM170 183V182H169ZM215 183V182H214ZM213 183V184H214ZM216 183H218V182H216ZM220 183H221V181H220ZM219 183V184H220ZM228 183V182H227ZM230 183H231V181H230ZM246 183H248V182H246ZM250 183V182H249ZM253 183H255V182H253ZM252 183V184H253ZM259 183H260V181H259ZM2 184V183H1ZM62 184H64V182L62 183ZM158 184V183H157ZM160 184V183H159ZM158 184V185H159ZM177 184V185H176ZM212 184V185H213ZM219 184H218V186H217V184L215 185L216 187H219ZM251 184V185H252ZM257 184H258V181H257ZM257 184L255 185H252V186H257ZM20 185V184H19ZM65 185V184H64ZM105 185H110V184H105ZM155 185V184H154ZM153 185V186H154ZM164 185V184H163ZM162 185V186H163ZM165 185H167L168 186V183L167 184H165ZM173 185V184H172ZM224 185V184H223ZM227 185H229V183L227 184ZM260 185H262L263 186V184H260ZM260 185L258 186V187H260ZM14 186V185H13ZM79 186V185H78ZM104 186V185H103ZM138 186V185H137ZM156 186V185H155ZM161 186V187H162ZM224 186H226V185H224ZM245 186V185H244ZM262 186H261V188H262ZM9 187H10V184H9ZM146 187V186H145ZM157 187V186H156ZM155 187V188H156ZM214 187V186H213ZM227 187V186H226ZM226 187L224 188V189H226ZM52 188H53V186H52ZM77 188V187H76ZM107 188V187H106ZM105 188V189H106ZM136 188V187H135ZM134 188V189H135ZM152 188V187H151ZM154 188V189H155ZM176 188V187H175ZM175 188L172 190V192L175 190ZM182 187H180L179 189H181ZM186 188V187H185ZM193 189H194V186L192 187ZM212 188V187H211ZM17 189V188H16ZM49 189V188H48ZM47 189V190H48ZM100 189V188H99ZM131 189H133V188H131ZM153 189V188H152ZM151 189V190H152ZM160 189V188H159ZM158 189V190H159ZM163 189V188H162ZM178 189V188H177ZM188 190L190 189V188H187ZM193 189H191L192 191H193ZM222 189V188H221ZM260 189V188H259ZM18 190H19V188H18ZM50 191H51V189H49ZM49 190H48V192H49ZM64 190V191H65ZM75 190V191H74ZM156 190V189H155ZM182 190V189H181ZM181 190H178V191H181ZM214 190V189H213ZM217 190V189H216ZM262 190H264V189H262ZM34 191V190H33ZM53 191H55V190H53ZM60 191V190H59ZM67 191V192H68ZM133 191V190H132ZM138 191V190H137ZM154 191V190H153ZM159 191H161V189L159 190ZM158 191V192H159ZM178 191H176V192H178ZM190 191V190H189ZM191 191V192H192ZM223 191V190H222ZM225 191V190H224ZM4 192V191H3ZM2 192V193H3ZM8 192V191H7ZM30 192V191H29ZM36 192V191H35ZM42 192V191H41ZM55 192H58V190L57 191H55ZM55 192H53V193H55ZM70 192H68V193H70ZM103 192V191H102ZM130 192V191H129ZM152 192V191H151ZM157 192V191H156ZM164 192V191H163ZM182 192H184L183 190H182ZM217 192V191H216ZM215 191H214V193H216ZM258 192V191H257ZM256 192V194L258 195V193ZM11 193V192H10ZM51 193V192H50ZM52 193V194H53ZM66 193V192H65ZM137 193V192H136ZM143 193V192H142ZM153 193V192H152ZM159 193H161V192H159ZM170 193V192H169ZM212 193H213V191H212ZM213 193V194H214ZM223 193V192H222ZM222 193H216V195L214 196L215 198H216V200L214 199V197H213V199L215 200V202H217V208H218V210H224V209H228V207L232 204H229L230 203V197H228V196H224ZM260 193V192H259ZM6 194H8V193H6ZM12 194V193H11ZM11 194H9V195H11ZM56 194H58V193H55V195ZM61 194H63V193H61ZM73 194V195H74ZM112 194H115V193H112ZM127 194V193H126ZM125 194V195H126ZM144 194V193H143ZM162 194H165L166 195V193H162ZM175 194H177V193H175ZM175 194H171L172 195V197L174 198V197H176L177 195H175ZM183 194H186V195H189V194H187V192L186 193H183ZM182 193H180V195L182 196L183 195ZM205 194H207V195H205ZM213 194H211V195H213ZM251 194H252V192H251ZM255 194V193H254ZM9 195H8V197H9ZM18 195V194H17ZM50 195V194H49ZM72 195V194H71ZM83 195V194H82ZM82 195H80V196H82ZM93 195V194H92ZM165 195H164V197H165ZM169 195V194H168ZM192 195V194H191ZM5 196V195H4ZM14 196H15V194H14ZM13 196V197H14ZM21 196V195H20ZM26 196V195H25ZM57 196V195H56ZM60 196V195H59ZM65 197H67L68 195L66 194V195H64ZM74 196V197H75ZM89 196V195H88ZM108 196H110V195H107V197ZM159 196V195H158ZM157 196V194L155 193V195H151V196H149V197H146V199H145V197H144V199H143V201H141V203H140V207H142V210H143V208L147 211V210H149V209H151L152 208V205L151 204H154L155 202H156V200L157 199H159V201H161L160 200V196L158 197ZM183 196H185V195H183ZM192 196H194V195H192ZM196 196V195H195ZM6 197L7 196H5V198L4 199H6ZM7 197V198H8ZM52 197H54V198H56V200H57V198H61L60 200H62L64 197L62 196V197H55V196H50V199H52ZM92 197V196H91ZM90 197V198H91ZM111 197H112V195H111ZM110 197V198H111ZM161 197H163V196H161ZM178 197V196H177ZM197 197V196H196ZM203 197V198H204ZM16 198V197H15ZM21 198V197H20ZM88 198V197H87ZM103 200H105V198H103V197H101ZM109 198V199H110ZM114 198V197H113ZM112 198V199H113ZM138 198V197H137ZM143 198V197H142ZM166 198V197H165ZM193 198H195V197H193ZM75 199V198H74ZM99 199H100V197H99ZM109 199H108V201H109ZM167 199H169V198H167ZM190 199H192V197L190 198ZM205 199V200H206ZM55 200V199H54ZM54 200H53V202H54ZM59 200V199H58ZM65 200H66V198H65ZM88 200H91L92 201V199H87V201ZM95 200V199H94ZM126 200V199H125ZM176 200V199H175ZM192 200H194V199H192ZM202 200V199H201ZM209 200H211V198L209 199ZM240 200V199H239ZM8 201H10V200H8ZM86 201V200H85ZM84 201V202H85ZM91 201H90V203H91ZM99 201V200H98ZM97 201V202H98ZM102 201V200H101ZM100 201V202H101ZM112 202H113V200H111ZM123 200H121V202H122ZM158 201V202H159ZM188 201H190L191 202V200H188ZM204 201V200H203ZM213 200H211V201H209L208 202V200H207V202L208 203H210V202H212ZM12 202V201H11ZM14 202V201H13ZM48 202V201H47ZM47 202H45L46 204H48ZM94 202V201H93ZM97 203V204H103V206L104 207H107V206H105V203L106 204H108L107 203V201H103V203L101 202V203ZM124 202V203H123ZM122 203L123 204H125V202L126 201H123ZM162 202V201H161ZM237 202V201H236ZM17 203V202H16ZM44 203V204H45ZM56 203H57V201H56ZM61 203V202H60ZM66 203V202H65ZM87 203V202H86ZM85 203V204H86ZM88 203H89V201H88ZM110 203V202H109ZM173 203V202H172ZM175 204H176V202H174ZM174 203H173V206L172 207H174ZM178 203V202H177ZM187 203V202H186ZM189 203V202H188ZM193 203H194V201H193ZM200 203V202H199ZM201 203H202V201H201ZM200 203V204H201ZM206 203V202H205ZM50 204V203H49ZM54 204V203H53ZM68 204V203H67ZM190 204H192V203H190ZM189 204V205H190ZM202 204H204V203H202ZM91 205V204H90ZM96 205V204H95ZM94 205V206H95ZM126 206H127V203L125 204ZM129 205V204H128ZM159 205V204H158ZM161 205V204H160ZM189 205H187L188 207H187V209H189L190 207H189ZM205 205V204H204ZM210 205V204H209ZM236 205V204H235ZM52 206V205H51ZM57 206V205H56ZM70 206V205H69ZM97 206V205H96ZM109 206V205H108ZM125 206V207H126ZM137 206H139V205H136L135 207H137ZM162 206V205H161ZM170 206V205H169ZM176 206V205H175ZM208 206V205H207ZM53 207V206H52ZM132 207L134 208V209H136L135 207H134V205L133 204H131V205H129L128 206V208L129 209H131L132 210ZM211 207V206H210ZM213 207V206H212ZM211 207V208H212ZM254 207V206H253ZM8 208V207H7ZM66 208V207H65ZM99 208V207H98ZM113 208V207H112ZM119 208V207H118ZM121 208V207H120ZM128 208H126L124 211H120L119 210V212H118V209L116 210L115 208H113V209H111V208H109V209H103V210H101V209H97L98 211H95L94 210V212L93 213H90V214H88L87 213V216L86 215H84L85 216V218H84V216H82V218H84V219H82L83 221H81L80 222V224L78 225V223L76 224V226H73L74 224V220H73V225L72 224H70V225H68L69 223H67L68 221H69V219H68V221L66 222V223H64V224H66V225H64V227H62L61 228V232L65 235L64 237H61V238H58L57 239V241H61L63 244H65V243H68V244H70V247H68V248H66V250H64L63 251V253H62V258H60V259H58V260H62L63 259V256H65V255H69L70 257H72V259L73 260H71V261H74L76 258H80V255H83L84 257H85V255L86 256H91V254H93V250H95V247H96V245L95 244H93V245H91V242H92V239L91 238H89L88 240L86 239H82V240H80V239H74V241H73V239H71V238H69L70 237V234H68V232L70 233V231H75V230H78V228L80 227V228H82V229H86V228H88L87 227V225H88V223H93L94 221H96V220H99L98 218H100V217H98V215L99 214H104V215H109V214H120V215H123L124 213H128ZM181 208V207H180ZM60 210L61 212H62V209H61V206H58L57 208H56V210ZM185 209V208H184ZM186 209V210H187ZM191 209L192 208H190V211H191ZM208 209V208H207ZM213 209V208H212ZM11 210V209H10ZM9 210V211H10ZM55 210V209H54ZM57 210V211H58ZM123 210V209H122ZM129 211V212H135V211ZM160 210V209H159ZM218 210L216 211V210H209L210 212L212 211H216V212H218ZM262 207H261V209H257V210H253V212H256V213H258V211L260 212V213H263L264 212V210H263V212H262ZM8 211V212H9ZM64 211V210H63ZM112 211V212H111ZM176 211V210H175ZM197 211V210H196ZM195 211V212H196ZM206 211V210H205ZM244 211V210H243ZM249 211V210H248ZM60 212V213H61ZM68 212V211H67ZM67 212H66V210H65V212L64 213H66L65 215H67ZM95 212H97V213H95ZM143 213H144V211H142ZM160 212V211H159ZM210 212L208 213V214H206L207 216L210 214ZM219 212H221V211H219ZM240 212V211H239ZM242 212V211H241ZM4 213H5V210H4ZM71 213V212H70ZM137 213H140L141 214V211L139 212H137ZM147 213V212H146ZM153 213V212H152ZM224 213V212H223ZM226 213V212H225ZM6 214V216H4V217H8L9 215L7 214V212L5 213ZM63 214V213H62ZM133 214V213H132ZM139 214V215H140ZM154 214V213H153ZM194 214V213H193ZM203 214H205V213H203ZM220 214V213H219ZM236 214V213H235ZM239 214V213H238ZM244 214V213H243ZM8 215V216H7ZM137 215V214H136ZM156 215V214H155ZM189 215V214H188ZM200 215V214H199ZM205 215V216H206ZM211 215V214H210ZM224 215V214H223ZM251 215V214H250ZM259 215H261V214H257V215H251V216H253V222H254V220H257V219H259ZM61 216V215H60ZM60 216H58V217H60ZM63 217H64V214L62 215ZM195 217H196V215H194ZM202 216V215H201ZM11 217V216H10ZM13 217V216H12ZM67 217V216H66ZM161 217V219H162V216H160ZM186 217V216H185ZM209 217V216H208ZM248 217H250V216H248ZM48 218V217H47ZM67 218H69V217H67ZM126 220H128V215H126ZM129 218H130V215H129ZM169 218V217H168ZM173 218V217H172ZM171 218V219H172ZM213 218V217H212ZM2 219H3V216H2ZM4 219H6V218H4ZM3 219V220H4ZM57 219V218H56ZM132 219V218H131ZM137 219V218H136ZM186 219V218H185ZM211 219V218H210ZM238 219V218H237ZM247 219V218H246ZM260 221H261V223H262V220H263V217L261 216L260 217ZM11 220V219H10ZM64 220H65V218H64ZM179 220V219H178ZM188 221L190 220V219H187ZM240 220V219H239ZM71 221V220H70ZM125 221V220H124ZM135 221V220H134ZM176 221H177V219H176ZM175 220L173 221V225L174 224H176L177 222H176ZM214 223H215V221H216V219H214V220H212ZM212 221H211V223H212ZM219 221V220H218ZM244 221V220H243ZM248 221H250L249 219H248ZM15 222H17V221H15ZM126 222V221H125ZM130 224H132V220H130L129 219V221H128ZM127 222V223H128ZM152 222V221H151ZM179 222V221H178ZM182 222V221H181ZM221 222V221H220ZM240 222V221H239ZM245 222H247L246 220H245ZM20 223V222H19ZM124 223V222H123ZM186 223V222H185ZM189 223V222H188ZM210 223V222H209ZM214 223H212L211 224V228L213 227V225H214ZM217 223V222H216ZM222 223V222H221ZM238 223V222H237ZM244 223V222H243ZM260 223V224H261ZM0 224H2V223H0ZM13 224H14V222H13ZM149 224V223H148ZM167 224V223H166ZM165 224V225H166ZM195 224V223H194ZM236 224V223H235ZM247 223H245V225H246ZM258 224V223H257ZM3 225H4V222H3ZM54 225V224H53ZM124 225V228H123V226L121 225V227L119 228V232H120V234L122 235V237H125V239H127V240H129V239H131L132 238V236H134V234H137V233H134V232H137L136 231V229H138V228H136V229H132V228H130L131 227V225H127L126 223H124L123 224ZM187 225V224H186ZM204 225V224H203ZM217 225V224H216ZM242 225V224H241ZM253 225V224H252ZM8 226V225H7ZM17 226H19V225H17ZM153 226V225H152ZM151 226V227H152ZM163 226V225H162ZM217 226H219V225H217ZM251 226V225H250ZM257 226V225H256ZM9 227V226H8ZM107 227H111V225L109 226H107ZM106 227V228H107ZM150 227V226H149ZM161 227V226H160ZM186 227V226H185ZM204 227V226H203ZM208 227H209V225H208ZM248 227V226H247ZM255 226L253 225V228H254ZM258 227V226H257ZM2 228V227H1ZM44 228V227H43ZM115 228L117 229V227L115 226ZM141 228V227H140ZM143 228V227H142ZM145 229L147 228V227H144ZM143 228V229H144ZM155 228V227H154ZM175 228V227H174ZM216 228V227H215ZM253 228H251V230L253 229ZM10 229V228H9ZM25 229V228H24ZM152 229V228H151ZM151 229H146L144 232H143V234H141V235H138V237H139V240H137L138 242H137V247L135 248V250H137V251H140L141 253H147V255H148V253L149 252H151V253H149V254H151L152 256H153V253L155 252H153V248H155L156 247V244H158V243H156L155 244V242L156 241H158L157 239L156 240H154L153 239V237L150 239V235H151V233L150 232H152V231H150ZM164 229V228H163ZM162 229V230H163ZM173 229V228H172ZM196 229V228H195ZM210 229V228H209ZM225 229V228H224ZM227 229V228H226ZM262 229H264V228H262ZM1 230V229H0ZM18 230V229H17ZM115 230V229H114ZM142 230V229H141ZM161 230V229H160ZM161 230V231H162ZM181 229H179V231H180ZM213 230V229H212ZM250 229L248 230V231H251ZM157 231V230H156ZM155 231V232H156ZM183 231V230H182ZM228 231H230V230H228ZM227 231V232H228ZM232 231H233V229H232ZM232 231H231V233H232ZM42 232V231H41ZM155 232H153V233H155ZM158 232V231H157ZM218 232H221V230H219ZM226 232V233H227ZM10 233V232H9ZM15 233V232H14ZM61 233V234H62ZM179 233V232H178ZM223 233V232H222ZM25 234V233H24ZM39 234V233H38ZM43 234V233H42ZM59 233H57V235H58ZM91 234V233H90ZM158 234V233H157ZM156 233H155V235H157ZM166 234V233H165ZM184 234V233H183ZM216 234V233H215ZM218 234V233H217ZM243 234V233H242ZM241 234V235H242ZM263 234V233H262ZM56 235V236H57ZM120 235V236H121ZM161 235H163V234H161ZM175 235H176V233H175ZM196 235H197V233H196ZM222 235V234H221ZM224 235H228V234H225L224 233ZM264 235V234H263ZM12 236V235H11ZM74 236V235H73ZM94 236V235H93ZM152 236H153V234H152ZM159 236V235H158ZM182 236V235H181ZM218 236H219V234H218ZM229 236H231V234L229 235ZM229 236H227V237H225V238H228ZM16 237H17V235H16ZM72 237V236H71ZM121 237V238H122ZM174 238L176 237V236H173ZM217 237V236H216ZM221 237V236H220ZM220 237H218V240H219V238ZM223 237V239H224V236H222ZM11 238V237H10ZM18 238V237H17ZM17 238H14V239H17ZM73 238V237H72ZM117 238H118V236H117ZM121 238H119L120 240H122ZM158 238V237H157ZM171 238V237H170ZM176 238H178V237H176ZM194 238V237H193ZM203 238V237H202ZM215 238V237H214ZM232 238V237H231ZM6 239V238H5ZM31 239V238H30ZM166 239V238H165ZM180 239V238H179ZM221 239V238H220ZM28 240V239H27ZM56 240V239H55ZM54 240V241H55ZM172 240H174V239H172ZM188 240V239H187ZM193 240V239H192ZM198 241H199V239H197ZM202 240V239H201ZM208 240V239H207ZM222 240V239H221ZM228 240H229V238H228ZM26 241V240H25ZM176 241H178L177 239H176ZM197 241V242H198ZM220 241V240H219ZM219 241H215L214 242V244H218L219 243ZM126 242H129V241H126ZM132 242V241H131ZM159 242V241H158ZM161 242V241H160ZM201 242V241H200ZM207 242V241H206ZM221 242V241H220ZM255 242V241H254ZM259 242V241H258ZM257 242V243H258ZM22 243V242H21ZM20 243V244H21ZM135 243V242H134ZM134 243L133 244H130V247L132 246V245H134ZM173 243V242H172ZM171 243V244H172ZM177 243V242H176ZM257 243H256V246H257ZM166 244V243H165ZM186 244V243H185ZM200 244V243H199ZM211 244H212V242H211ZM220 244V243H219ZM260 244V243H259ZM176 245V244H175ZM189 245V244H188ZM204 245V244H203ZM124 246V245H123ZM129 246V245H128ZM186 246V245H185ZM202 246V245H201ZM14 247V246H13ZM157 247H158V245H157ZM197 247H198V245H197ZM199 247H200V245H199ZM9 248V247H8ZM96 248H98V247H96ZM121 248H122V245H121ZM129 248V247H128ZM182 248H185V247H182ZM202 248H204V247H202ZM156 249V248H155ZM166 249V248H165ZM169 249V248H168ZM186 249V248H185ZM13 250V249H12ZM21 250V249H20ZM27 250V249H26ZM122 250H124V249H122ZM126 250H127V248H126ZM129 250V249H128ZM162 250V249H161ZM5 251H6V249H5ZM25 251V250H24ZM29 251V249L27 250V251H25L26 252V254L25 255H27V252ZM136 251V252H137ZM183 251V250H182ZM20 252H22V251H20ZM24 252V253H25ZM30 252V251H29ZM120 252V251H119ZM119 252H118V250H117V253L119 254ZM124 251H122L121 252V255L122 254H124L123 253ZM126 252V251H125ZM133 252V251H132ZM136 252H133V254H135ZM186 252V251H185ZM196 252V251H195ZM198 252V251H197ZM208 252V251H207ZM219 252V251H218ZM221 252H223V251H220V254H223V253H221ZM23 253V254H24ZM156 253H157V251H156ZM160 253V252H159ZM189 253V252H188ZM227 253V252H226ZM1 254V253H0ZM34 253H32V255H33ZM39 254H41V253H39ZM126 254V253H125ZM131 255L130 254V252L128 253V251H127V254L126 255H123V256H125V257H123V259H124V261H126L127 262V264H129V263H131V262H129L130 260H133V262H137L136 261V257L134 256V255ZM143 254V255H144ZM173 254V253H172ZM199 254V253H198ZM241 254V253H240ZM38 255V254H37ZM36 255V256H37ZM76 255H79V256H77V257H75L74 258V256H76ZM137 255V254H136ZM142 255V256H143ZM150 255V256H151ZM157 255V254H156ZM176 255H178V254H176ZM218 255V254H217ZM224 255H225V253H224ZM53 256H54V254H53ZM137 256H139V255H137ZM184 256H186L185 254H184ZM196 256H198V255H196ZM201 256V255H200ZM220 256V257H219ZM232 256V255H231ZM264 256V255H263ZM43 257V256H42ZM42 257H40L41 258V260H42ZM82 257V256H81ZM140 257V256H139ZM149 257V256H148ZM180 257V256H179ZM202 257H203V255H202ZM223 256L222 255H218V259H220L221 260V262H223V260H226L227 258H222ZM1 258H2V256H1ZM23 258V257H22ZM141 258V257H140ZM140 258H137V260L138 259H140ZM150 258V257H149ZM149 258H145V257H143V259H140V260H143V264H150L151 263V258L149 259ZM173 258V260H175L174 259V257H172ZM65 259V258H64ZM71 259V258H70ZM158 259V258H157ZM183 260H184V258H182ZM22 260V259H21ZM24 260H25V258H24ZM40 260V261H41ZM66 260V259H65ZM77 260V259H76ZM188 260V259H187ZM187 260H185V262L187 261ZM217 260V259H216ZM231 260V259H230ZM229 260V261H230ZM70 261V260H69ZM70 261V262H71ZM146 261H149V262H147L146 263ZM171 261H172V259H171ZM170 261V262H171ZM176 262H174V263H176V264H182V260L181 259H176L175 260ZM194 261H195V259H194ZM196 261L198 262V263H196V264H199V260H197L196 259ZM22 262V261H21ZM38 262V261H37ZM68 262V261H67ZM98 262V261H97ZM121 262V261H120ZM139 262V261H138ZM172 262V263H173ZM191 262V261H190ZM204 262V261H203ZM206 262V261H205ZM215 262V261H214ZM217 262V261H216ZM215 262V263H216ZM48 263V262H47ZM69 263V262H68ZM90 263V262H89ZM88 263V264H89ZM195 263V262H194ZM211 263V262H210ZM31 264V263H30ZM35 264V263H34ZM80 264H82L81 262H80ZM191 264V263H190Z\"/></svg>", "mask_w": 264, "mask_h": 264}]
</instances>
